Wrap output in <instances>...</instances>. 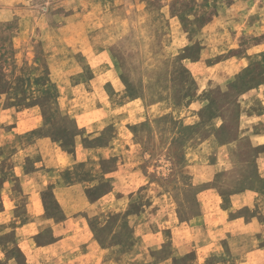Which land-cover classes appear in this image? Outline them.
<instances>
[{
    "label": "crops",
    "instance_id": "0c3cea01",
    "mask_svg": "<svg viewBox=\"0 0 264 264\" xmlns=\"http://www.w3.org/2000/svg\"><path fill=\"white\" fill-rule=\"evenodd\" d=\"M238 2L217 41L192 43L195 88L180 103L162 80L125 98L111 74L87 79L84 98H101L89 108L71 80L49 106L51 77L0 98V264H264V32L240 38L264 22H244ZM238 80L257 83L187 123L212 82ZM194 128L213 134L189 148Z\"/></svg>",
    "mask_w": 264,
    "mask_h": 264
},
{
    "label": "rangeland",
    "instance_id": "374dc122",
    "mask_svg": "<svg viewBox=\"0 0 264 264\" xmlns=\"http://www.w3.org/2000/svg\"><path fill=\"white\" fill-rule=\"evenodd\" d=\"M238 1L246 10L241 14L244 22H264V0H0V98L6 97L9 103L22 101L28 82H47L51 77L57 84L52 88L49 83L42 92L49 106L53 91L68 90L64 82L71 80L79 96L74 106L89 108L100 104L101 98H84V91L92 89L87 79L111 74L128 92L123 94L125 98H133L146 80L150 86L162 80L167 88L178 92L174 100L180 103L195 88L191 73L185 70L184 57L201 56L190 51L195 40L201 39L205 46L218 40V32L226 30L234 18L228 8ZM245 31L240 38L254 42L264 29ZM187 43L186 53L177 55ZM249 81L238 80L229 87L212 82L215 86L207 88L205 101L192 104L185 120L190 125L200 122V116L206 120L198 111L212 107V112H218L235 100L237 91L257 83ZM154 86L156 92L162 89ZM158 116L153 119L159 120ZM178 116L175 113L174 117ZM66 119L73 124L71 118ZM201 130L206 131L207 138L213 134ZM201 130L190 129L189 148L201 139ZM153 151L165 152L162 147ZM179 151V147L173 148L174 153Z\"/></svg>",
    "mask_w": 264,
    "mask_h": 264
}]
</instances>
